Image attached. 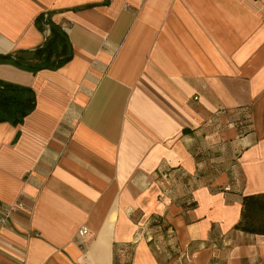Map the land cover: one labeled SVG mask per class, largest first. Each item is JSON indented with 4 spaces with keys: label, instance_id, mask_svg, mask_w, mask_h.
<instances>
[{
    "label": "crops",
    "instance_id": "1",
    "mask_svg": "<svg viewBox=\"0 0 264 264\" xmlns=\"http://www.w3.org/2000/svg\"><path fill=\"white\" fill-rule=\"evenodd\" d=\"M43 13L71 59H1ZM0 81L35 98L0 121V264H264L235 228L264 193V0H0Z\"/></svg>",
    "mask_w": 264,
    "mask_h": 264
},
{
    "label": "trees",
    "instance_id": "2",
    "mask_svg": "<svg viewBox=\"0 0 264 264\" xmlns=\"http://www.w3.org/2000/svg\"><path fill=\"white\" fill-rule=\"evenodd\" d=\"M47 15L43 13L39 18L40 24L49 29L43 44L31 52H22L31 53V57L16 54L14 57L1 56V59L32 72L45 68L56 69L68 62L72 51L67 36ZM34 106L35 98L30 88L0 81V121L18 124ZM235 228L264 235V193L243 197L240 219Z\"/></svg>",
    "mask_w": 264,
    "mask_h": 264
},
{
    "label": "built area",
    "instance_id": "3",
    "mask_svg": "<svg viewBox=\"0 0 264 264\" xmlns=\"http://www.w3.org/2000/svg\"><path fill=\"white\" fill-rule=\"evenodd\" d=\"M47 28V26H46ZM20 208H23V205L20 201L15 202L14 204H12L6 211L1 212L0 215V223H4L6 218L9 216V214L13 211H16ZM88 233V228L87 226H82L77 230V236L78 237H83Z\"/></svg>",
    "mask_w": 264,
    "mask_h": 264
}]
</instances>
